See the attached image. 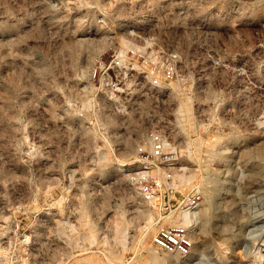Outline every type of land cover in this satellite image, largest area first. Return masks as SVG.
I'll use <instances>...</instances> for the list:
<instances>
[{
    "label": "rangeland",
    "instance_id": "rangeland-1",
    "mask_svg": "<svg viewBox=\"0 0 264 264\" xmlns=\"http://www.w3.org/2000/svg\"><path fill=\"white\" fill-rule=\"evenodd\" d=\"M262 143L264 0H0V264H150L196 192L158 264H264Z\"/></svg>",
    "mask_w": 264,
    "mask_h": 264
},
{
    "label": "built area",
    "instance_id": "built-area-1",
    "mask_svg": "<svg viewBox=\"0 0 264 264\" xmlns=\"http://www.w3.org/2000/svg\"><path fill=\"white\" fill-rule=\"evenodd\" d=\"M115 59L114 67L119 68L121 65V60L119 57H116ZM101 66L102 65L100 64V67ZM168 70L171 72V68ZM164 146L165 144L162 135L159 133L153 134L151 148L152 154L155 157L162 156ZM153 171L154 169H150L138 174L139 182L141 183L144 192L147 194V197L150 199H155L158 192L165 188L163 183L160 182L154 174H152ZM200 200L201 195L199 192L190 194L186 197L184 204L181 207L178 206L175 209H171V213L169 215L161 214V216L164 218L167 216H178L180 212L189 209L192 210V218L189 220L188 224H184L181 222V220L177 219L173 223L160 224L157 227L152 236V243L158 250L176 253L180 256H190L192 254L193 246L195 244L193 229L194 209L198 206ZM128 264L145 263L140 262L137 259H132Z\"/></svg>",
    "mask_w": 264,
    "mask_h": 264
},
{
    "label": "bare ground",
    "instance_id": "bare-ground-1",
    "mask_svg": "<svg viewBox=\"0 0 264 264\" xmlns=\"http://www.w3.org/2000/svg\"><path fill=\"white\" fill-rule=\"evenodd\" d=\"M249 152V151H248ZM250 152L256 153L258 156H264V143H262L261 145L254 147V148H250ZM183 177V176H182ZM213 177V176H212ZM210 178V176H209ZM211 180V179H210ZM212 181V180H211ZM217 181V180H216ZM211 183V182H210ZM216 183V182H215ZM213 186H215L213 184ZM211 187V186H210ZM215 188V187H214ZM210 189V188H209ZM209 191V190H208ZM213 192V191H211ZM210 193V192H209ZM208 194V193H207ZM215 194V192H213V195ZM211 200V198L209 199V201ZM180 218L183 220H185L186 222L190 220L191 215L189 213L188 210L183 211L181 214H179ZM204 219H205V224L204 226L206 227L210 221L211 218V212L209 211H205L204 212ZM182 220V221H183ZM186 224V223H184ZM210 225V224H209ZM151 255L150 256V264H158L159 262H168L170 261V259L172 258L173 253L170 252H166V251H162V252H158L157 250H155L153 247L151 248Z\"/></svg>",
    "mask_w": 264,
    "mask_h": 264
}]
</instances>
